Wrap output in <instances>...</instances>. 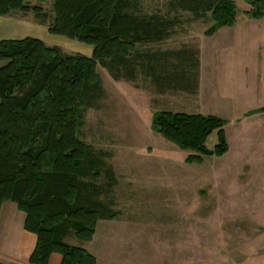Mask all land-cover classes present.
<instances>
[{"label":"trees","instance_id":"1","mask_svg":"<svg viewBox=\"0 0 264 264\" xmlns=\"http://www.w3.org/2000/svg\"><path fill=\"white\" fill-rule=\"evenodd\" d=\"M142 0H54V18L48 29L92 46V56L64 54L34 37L0 41V213L5 202L15 203L25 214L24 229L37 237L28 264H49L54 253L60 264H97L82 247L67 243L70 231L91 242L100 220L116 214L105 195L102 161L82 142L78 133L87 108L103 97L97 71L105 67L114 80L150 78L160 93L198 91L199 50H145L167 40L177 26L178 11L196 19L210 14L211 36L237 21L238 0H168V12L148 14ZM244 14L264 17V0H241ZM31 2L0 0V17L17 12L43 15ZM264 111V108L261 109ZM226 121L214 115L160 111L151 127L180 149L190 151L186 163L201 164L206 157L229 151ZM216 132L217 144L207 140ZM106 176L112 179L111 170ZM3 264V263H0Z\"/></svg>","mask_w":264,"mask_h":264},{"label":"rangeland","instance_id":"2","mask_svg":"<svg viewBox=\"0 0 264 264\" xmlns=\"http://www.w3.org/2000/svg\"><path fill=\"white\" fill-rule=\"evenodd\" d=\"M53 4L54 0L30 3L42 7L41 17L33 12L0 17V40L33 36L41 28L40 39L46 45L64 54H85L83 49L92 46L48 32ZM141 7L148 14H163L169 3L142 0ZM248 8L239 0L241 19ZM170 16L178 20L171 36L139 46L140 51L195 50L203 44L212 25L210 14L196 19L190 12L178 11ZM5 63L0 60V68ZM97 71L104 95L84 111L78 137L103 163L102 199L116 218L100 220L91 242L70 231L67 243L88 250L97 264H264V164L242 160L251 139L239 140L241 149L236 147L233 141L238 138L232 132L239 126L234 128L229 115H223L231 149L222 157H206L201 164L186 163L191 152L154 131L152 117L160 111L207 116L210 107L199 106L196 95L188 92L160 93L142 74L135 81H117L102 65ZM206 144L209 149L217 144L216 132ZM18 210L15 203L7 202L0 217L3 264H28L14 255L22 230L17 214L25 215Z\"/></svg>","mask_w":264,"mask_h":264},{"label":"crops","instance_id":"3","mask_svg":"<svg viewBox=\"0 0 264 264\" xmlns=\"http://www.w3.org/2000/svg\"><path fill=\"white\" fill-rule=\"evenodd\" d=\"M244 13L242 19L237 14L233 26L222 27L211 36L205 35L203 44L198 46V91L195 95L199 99V106L210 107L206 111L207 115L218 116L225 121L223 115H229L234 128L239 126L232 132L238 138L233 141L237 143L236 147H240L239 140L251 139L248 149L245 152L242 150L245 154L242 160L248 165L264 164V111L261 110L264 108V17L251 19ZM41 33L42 29L39 28L33 36L8 39H40ZM92 49L85 48V54H76L91 57ZM6 203L2 205L0 217ZM17 216L22 220V230L14 255L17 261L28 263L36 247L37 237L24 229L25 215ZM61 261L62 256L54 253L49 264H60Z\"/></svg>","mask_w":264,"mask_h":264}]
</instances>
